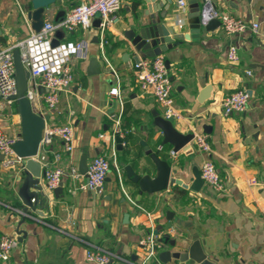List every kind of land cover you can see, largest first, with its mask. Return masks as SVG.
Segmentation results:
<instances>
[{
	"label": "crops",
	"instance_id": "crops-1",
	"mask_svg": "<svg viewBox=\"0 0 264 264\" xmlns=\"http://www.w3.org/2000/svg\"><path fill=\"white\" fill-rule=\"evenodd\" d=\"M87 1L57 0L44 18L57 23L62 11L66 14ZM211 1L220 13L258 24V32L248 29L227 36L221 27L207 32L203 26L195 32L190 7L180 12L174 1L170 5L162 0L155 4L123 0L120 19L106 32L103 51L100 16L87 32L55 34L61 41L85 39L89 46L87 59L71 62L74 82L57 110H49L43 97L33 107L48 124H72L76 131L74 150L67 152L57 139L47 149V161L67 173L72 167L80 171L85 155L89 165L115 149L116 159L110 162L112 168L101 193L82 191L67 176L63 192L55 195L47 191L43 177L47 205L38 208L41 215L31 211L25 216L19 197L24 177L21 168L5 167L0 154V235L20 242L10 261L0 260V264H92L85 258L89 249L109 251L120 258L113 264H143L146 256L140 242L155 232L160 242L166 238L169 242H162L157 257L146 264H163L161 252L184 251L197 241L213 264H264V0ZM31 2L0 0L1 49L16 46L34 32L33 21L27 17ZM156 17H162V23L176 34L188 37L175 39L172 49L162 54L174 107L182 116L174 121L175 128L182 135H207L210 155L199 152L191 142L177 153L171 144H163V131L155 122L159 116L165 119L164 108L137 81L135 58H151L136 52L127 36ZM230 44L238 49L237 62L228 60ZM94 58L99 61V74L92 72ZM118 81L120 99L110 94ZM243 89L251 93L249 109L226 117L224 99ZM208 90V97L202 99ZM114 116L122 117L121 148L114 136ZM20 121L16 103L0 100V133L19 140ZM149 151L170 162L175 172L169 188L156 194L140 191L126 171L131 167L137 175L156 178ZM43 154L41 150L40 157ZM207 159L216 165L224 182L222 193H214L206 184L197 192L173 184L180 179L192 185L194 170H200ZM252 179L257 183H251ZM168 214L173 220L169 229ZM18 230L26 235H18ZM171 242L176 243L175 248ZM168 264L180 263L173 260Z\"/></svg>",
	"mask_w": 264,
	"mask_h": 264
},
{
	"label": "built area",
	"instance_id": "built-area-1",
	"mask_svg": "<svg viewBox=\"0 0 264 264\" xmlns=\"http://www.w3.org/2000/svg\"><path fill=\"white\" fill-rule=\"evenodd\" d=\"M177 10L184 12L189 8L188 0H173ZM123 0H88L72 8L67 12L64 18L57 22H46L40 32H32L25 41L14 47L3 50L0 48V97L7 104L15 103L11 98L16 95V74L14 63V50L18 49L21 55L23 67L30 74L26 96L32 104L36 106L41 97L49 110H57L64 94L70 91L74 82V73L71 70L73 59L88 58V42L85 39L80 41H60L58 46H53V41L57 39L55 34L59 31L73 33L77 30L89 31L93 26V21L100 16L99 34L102 37L100 48L103 51L106 32L114 28L120 19L119 12L122 9ZM200 20L203 27L207 26L212 20L217 19L221 22V29L227 36L239 35L248 32V29L258 32L259 25L250 24L242 18H237L231 14L220 13L212 4L211 0H204L201 10ZM229 62L239 60L238 49L230 44L228 48ZM136 78L145 91H151L156 101L164 108V117L166 120H179L182 118L179 111L174 107L173 88L169 78V70L164 55H157L155 58L141 60L135 67ZM44 92V96L42 92ZM112 97L121 98L119 81L110 92ZM251 93L248 90H239L223 101L224 114L226 117L234 113H245L250 106ZM45 120V119H44ZM122 117H113L114 136L123 134L121 127ZM75 128L72 124L50 125L45 120L42 141L40 143V152L45 154L40 157L39 163L42 166L44 182L47 191L54 192L61 186L63 179L69 176L78 188L82 191L92 190L101 193L108 174L111 171V160L116 159V150L111 155L104 154L98 156L89 164V170L83 176L79 170L72 167L67 173L64 169L57 166H50L47 161V152L50 145L55 140H61L67 152L74 150L73 143L75 139ZM15 139L7 137L0 133V154L4 157L3 164L7 168L24 167L27 159L19 157L13 148ZM198 151L210 155L212 146L209 143V137L205 134H196L191 141ZM35 158V159H36ZM37 160V159H36ZM201 179L215 193H222L225 189L223 180L216 168V165L209 159L205 160L200 168ZM84 180V182H83ZM251 183H257L252 179ZM20 242L16 237L0 235V260L10 261L13 252L19 247ZM140 248L145 252L146 264L149 260L157 257V253L162 249V242L154 233L146 236L140 242ZM85 258L92 264H109L119 261L109 251L100 249H89Z\"/></svg>",
	"mask_w": 264,
	"mask_h": 264
},
{
	"label": "water",
	"instance_id": "water-1",
	"mask_svg": "<svg viewBox=\"0 0 264 264\" xmlns=\"http://www.w3.org/2000/svg\"><path fill=\"white\" fill-rule=\"evenodd\" d=\"M145 1L148 4H155L158 0ZM56 2L57 0H32V10L28 12L27 17L33 21V30L35 32H40L43 29L45 23L47 22L46 18H44V14L46 10H48ZM162 2H168L170 5L173 3L172 0H162ZM188 2L191 13V29L195 30V32H199L202 29L200 12L202 10L204 0H188ZM159 7L161 8L162 4ZM64 14V11L58 14L57 22L61 20V17L64 16ZM220 26L221 22L217 19H214L204 28L205 31L211 32V30ZM184 38L188 37L182 34H176L172 28H168L165 24H163L162 17L153 18L151 22L142 25L139 29H137V31H132L127 36L128 41L136 52H143L145 57L150 58H155L157 55H162L165 53L166 50L172 49L175 39L182 40ZM60 41V36L58 35L57 39L53 41V46H58ZM13 56L15 63L17 93L11 99L14 100L17 105L22 129L21 138L15 141L13 148L19 157L27 159V162L21 169V173L24 177L22 179V187L19 192V197L22 203L25 205L22 211L25 216H28L31 211L41 215V213L38 211V208L42 206L46 207L48 198L45 193V188L41 183V179L44 177L45 172L43 171L40 163L36 161L35 158L40 152V143L43 137L45 120L35 111H33L32 104L26 96L30 74L23 67L21 55L18 49L14 50ZM127 57L129 58V54L126 55V58ZM135 60L138 64L140 57L137 56ZM91 62V67L94 69L92 71L93 74H99V61L94 58L91 60ZM208 92L209 90L204 93L202 99H206L208 97ZM0 100H2L1 97ZM155 125L163 131V144H171L174 146V153H177L182 148L187 146L194 138L193 134L182 135L179 133L175 128L173 119L166 120L159 116L155 122ZM115 140L119 145L118 148H121V143L123 141L122 138L119 135H116ZM147 155L150 156V159L155 164L157 169V177L151 179L150 176H140L137 175L131 167H126L127 177L133 184L138 185L140 191L144 193L156 194L167 190L170 185V176L172 173H175L172 172L170 162L161 159L157 154H154L151 151H149ZM88 170L89 165L87 156L85 155L81 160L79 172L85 176ZM193 177L195 181L192 185H186L180 179L173 180V184L194 192L200 191L203 188L205 182L201 179L199 168L194 170ZM63 185L64 184L61 183V186L54 191L55 195L63 192ZM171 215L172 214L167 215L170 221L167 229H169L172 225L171 223L173 220ZM24 220L25 218L23 221ZM17 233L18 235H26L25 232L20 230H18ZM155 235H158V232H155ZM162 242L168 243L169 239L166 238ZM171 246L175 248L176 243L171 242ZM159 256L163 264H168L173 260H177L180 264H213L208 255L203 252L200 241L195 242L188 248H184V251L174 253L170 251H163ZM109 264H113V262Z\"/></svg>",
	"mask_w": 264,
	"mask_h": 264
}]
</instances>
